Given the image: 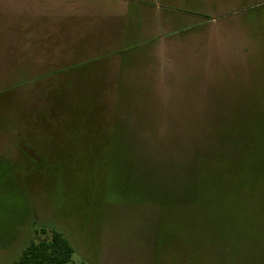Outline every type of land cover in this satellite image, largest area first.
Wrapping results in <instances>:
<instances>
[{
	"label": "rangeland",
	"instance_id": "374dc122",
	"mask_svg": "<svg viewBox=\"0 0 264 264\" xmlns=\"http://www.w3.org/2000/svg\"><path fill=\"white\" fill-rule=\"evenodd\" d=\"M40 228L69 264H264V0H0V264Z\"/></svg>",
	"mask_w": 264,
	"mask_h": 264
},
{
	"label": "trees",
	"instance_id": "16d2710c",
	"mask_svg": "<svg viewBox=\"0 0 264 264\" xmlns=\"http://www.w3.org/2000/svg\"><path fill=\"white\" fill-rule=\"evenodd\" d=\"M190 192L194 194L195 198L191 200L188 198L187 201H191L197 210L199 208L204 210L201 198L205 199V193L203 191L198 193L196 188ZM73 252L74 248L71 242L61 231L40 228L39 235L30 240L22 248L19 256L9 264H69Z\"/></svg>",
	"mask_w": 264,
	"mask_h": 264
}]
</instances>
